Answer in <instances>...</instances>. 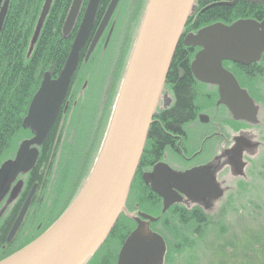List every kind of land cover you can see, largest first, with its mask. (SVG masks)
Returning a JSON list of instances; mask_svg holds the SVG:
<instances>
[{
	"label": "water",
	"instance_id": "obj_1",
	"mask_svg": "<svg viewBox=\"0 0 264 264\" xmlns=\"http://www.w3.org/2000/svg\"><path fill=\"white\" fill-rule=\"evenodd\" d=\"M82 0H72L62 25L67 36L76 20ZM261 2L262 0H245ZM117 0H112L103 18H109ZM236 2V0H234ZM229 3V4H233ZM52 3L45 0L38 27ZM8 0L0 6V31ZM98 0H89L83 18L71 43L62 69L56 77L44 72L32 96L21 126L31 137L22 139L14 157L0 166V197L19 174L33 169L43 144L62 108L78 62L79 52L88 39ZM194 0H148L136 39L132 46L123 79L115 99L105 140L97 159L79 193L63 213L40 235L0 260V264H85L106 238L122 211L130 185L144 150L154 110L161 94L172 55L181 37L186 20L194 9ZM228 4V3H227ZM98 33L90 44L84 61L93 51ZM35 41V37L32 42ZM186 44L201 49L191 62L194 77L216 85L218 102L224 104L234 119L256 122L257 107L247 90L241 88L223 61L242 65L258 62L264 53V18H240L230 24L215 22L185 37ZM31 48L29 49L30 53ZM241 174V173H237ZM151 190L162 199V212L185 196L188 200L215 199L221 190L212 182L208 168L196 167L184 173L172 172L158 163ZM21 185L19 180L14 191ZM32 190L20 208L8 234L14 236L22 224ZM137 223L125 240L116 264H162L166 251L164 239L150 230L156 217L138 212Z\"/></svg>",
	"mask_w": 264,
	"mask_h": 264
},
{
	"label": "trees",
	"instance_id": "obj_2",
	"mask_svg": "<svg viewBox=\"0 0 264 264\" xmlns=\"http://www.w3.org/2000/svg\"><path fill=\"white\" fill-rule=\"evenodd\" d=\"M4 1L0 0V5ZM44 1L8 0L6 14L0 31V162L1 159L2 162L11 159L19 142L31 135L29 129L21 126L22 120L27 113L29 102L37 91L44 72L49 71L53 78L57 76L71 47L72 40L63 38L61 29L72 0H52L42 24L38 27V20ZM254 17L256 16L252 15L250 8L244 11V7H229L226 5L212 6L200 14L202 24L212 20L230 24L240 18ZM34 37L35 41L32 42ZM30 48L31 51L28 53ZM175 55L177 56V54ZM181 60H184V57L181 56L179 61ZM92 61V58H90L86 63L79 62L71 81V87L62 106V108L65 106L67 108L64 111L61 109L48 136L41 145L40 155L32 169V176L29 182L30 185L33 182L37 184V190L29 207V213H37L48 209L50 203L52 204V200L56 202L53 203L54 205L52 204L53 206L62 203L56 210H53L54 212L50 219L46 220L44 218L46 222L39 220L40 224L36 226V230L31 233L30 237L26 238V241L22 242L15 250L4 253L0 259L31 242L63 213L79 193L97 159L107 134L115 99L118 94V84L126 61L119 63L113 80L109 83L104 100L102 98L106 89V80L102 76L103 70L98 68L99 62L93 61L95 63L88 76L82 73L85 67L91 65ZM109 63L111 66L112 63ZM172 66L167 74V79L169 80L172 78L170 73L174 69ZM255 67H258L256 71L260 73V76L247 77V81H258L263 77L264 63L256 64ZM250 71H254V69H246L247 73H250ZM97 73L99 75L95 77L94 75ZM102 79H104V82ZM85 80L87 81V88L85 89L84 98L81 101H77L75 98L76 91H73V89L80 88ZM249 84L251 83H247V88L251 91L253 97L257 101L261 100L256 93H260V90L256 89V91H253ZM188 85L187 74H185L183 80L175 84V91L178 96L177 104L166 112L172 128L178 127L180 120L191 110V92ZM74 101L76 102L74 103ZM78 108L83 113L77 122L76 134L72 138L73 141L71 140V145L67 144L68 146L66 145L65 149H63V146L64 155L60 154L59 159H56L61 135L59 121L66 113ZM74 114L76 116V113ZM149 132L150 135L154 134L155 137L157 136L155 149L158 151L164 142V137L157 129H151ZM146 158L147 152L146 147H144L130 185L125 207L128 212H132L136 208L151 211L152 216L157 218L152 223V227H155L156 231L163 236L166 242L167 251L164 264H174V257H170L173 253L180 254L184 250L183 248L189 246L188 242H186L189 241V234L196 236L198 241L201 242L203 241L202 238L205 239L206 232L210 229L214 230L213 228L216 227V230H219L221 234H213L214 237L209 244L211 248L209 264H264L263 225L258 224L255 227L248 224L243 234L228 235L227 227L220 229V223L215 220V216L206 214L200 207L187 208L174 204L165 212H162L159 200L155 199V195L150 193L143 183L141 171ZM55 159L58 161L56 181L52 177ZM258 161L261 165H264L263 154ZM50 180L52 181L50 182ZM44 198L46 200L50 199V201L48 205L42 206ZM19 209L18 206H14L8 211V229L16 218ZM29 213L27 212L26 217H28ZM218 214L222 215L223 212ZM39 228L41 229L38 230ZM133 228V220L128 217L127 213L121 212L105 240L90 260L98 259L97 264H116L120 246Z\"/></svg>",
	"mask_w": 264,
	"mask_h": 264
},
{
	"label": "flooded vegetation",
	"instance_id": "obj_3",
	"mask_svg": "<svg viewBox=\"0 0 264 264\" xmlns=\"http://www.w3.org/2000/svg\"><path fill=\"white\" fill-rule=\"evenodd\" d=\"M88 1H81L72 30L65 37L62 36L61 32L63 38H70L73 41ZM111 2L112 0H98L88 39L79 52V62L86 63L90 58L99 63L111 62L113 68L110 76H113L118 69L119 63H122L124 60L126 61L127 55L130 53L129 51L132 48L133 41L144 16L148 0H117L109 18L99 30ZM232 2L234 0H194V9L191 10L187 18L188 20H186L181 37L171 58L169 69L174 64L172 66L174 69L170 73L172 78L169 80L166 75L161 94L154 110L152 123L149 127L152 130L157 129L164 137V142L157 151L155 149L157 136L155 137L154 134L150 135L149 131L151 129L148 130L144 146L146 147L147 158L142 167V177L148 174L150 180L154 166L158 163L166 164L176 174L184 173L196 167L208 168L212 182L222 192L221 182L224 179V175H243L247 164L250 162L249 156L257 151L259 141H256L251 133L256 128L257 120L255 123H250L243 119H234L228 108L218 102L217 86L201 82L194 77L191 70V62L201 47L185 43V37L187 35L196 34L199 29L212 23L222 22L212 20L208 23H201L200 14L215 5H226L229 7L240 6L244 7V11L250 8L252 15L256 16L252 19L260 22L264 18V0L262 2L236 0L233 4H229ZM97 33L98 37L95 47L88 59L84 61L87 50ZM181 56L184 57V60L179 61ZM259 63H264V53L261 54L258 62L250 63L249 65L223 61V67L232 73L239 86L247 90L249 95L254 99L257 107L256 119L259 104L247 88L246 80L247 77L260 76V73L256 71L258 67H255ZM246 69H254V71L247 73ZM185 74H187L189 79L188 87L191 92V110L180 120L178 127L172 128L166 112L176 106L178 96L175 91V84L183 80ZM108 87L105 89V95ZM0 166H2V159ZM31 176L32 170L25 174H19L9 189L0 197V257L6 252L13 251V248L17 246V241L14 240L16 233L8 239V234L13 223H11L8 229V211L14 206L22 207L27 195L33 189L34 184L33 194L36 192L37 184L35 182L31 183V185L29 184ZM19 180L21 181V185L14 191ZM143 183L146 189L150 193H153L150 188L151 183L145 182L144 179ZM154 195L155 199L157 201L159 200L162 206L161 197L157 194ZM215 199L202 198L191 202L183 196L180 202L174 204L185 207H207ZM133 222L135 227L136 223L134 220ZM149 226H152V223Z\"/></svg>",
	"mask_w": 264,
	"mask_h": 264
},
{
	"label": "rangeland",
	"instance_id": "obj_4",
	"mask_svg": "<svg viewBox=\"0 0 264 264\" xmlns=\"http://www.w3.org/2000/svg\"><path fill=\"white\" fill-rule=\"evenodd\" d=\"M137 36V34H136ZM135 36V39H136ZM134 39V41H135ZM133 41V44H134ZM132 44V46H133ZM129 56V55H128ZM93 61H95L93 59ZM92 61V63H93ZM128 61V57L126 59V64ZM96 62V61H95ZM94 62V63H95ZM89 66L85 67L82 73H85V76L89 75L94 63ZM98 64V62H97ZM110 63H99L100 70H103L102 76L106 80L105 88L108 87L109 83L112 82L113 76L111 75V71L113 65H109ZM125 64V67H126ZM94 69V68H93ZM123 69L120 82L118 84V90L120 88L121 81L123 79V75L125 72ZM98 70V71H100ZM264 72V70H263ZM98 73L95 74V77H98ZM101 75V74H100ZM104 82V79H102ZM249 84L253 91L256 89L260 90L256 92L258 97L261 99L258 101L259 108H258V116H257V123L251 133L253 134L256 141H259V147L257 151L249 156V163L247 164V168L244 171V174L241 176L235 175H224V179L221 182L222 185V192L218 195V197L212 202L210 206L202 207L203 211L210 215L215 216V220L220 223V229L225 228L228 229L229 234H237L241 235L245 232L246 226L249 224L250 226L257 227L259 225L264 226V165H261L260 162L257 164V160L260 159L261 155L263 154L264 157V73L263 77L258 81H247L246 85ZM87 83L80 86V88L73 89L76 91L75 98L77 101H81L85 95V89ZM102 86V85H101ZM74 88V87H73ZM108 90V89H107ZM117 90V92H118ZM256 96V95H255ZM105 94L103 95L102 100H104ZM76 101H74L75 103ZM65 113V112H64ZM76 113V116L75 114ZM83 113V111H82ZM80 109H73L70 113H66L62 119L59 121V126H61V135L59 141V149L56 152V159H59L60 154L64 155L63 149H65L66 145H71L73 141V137L76 134V127L77 122L80 119L82 114ZM259 126V127H258ZM31 136V135H30ZM29 136V137H30ZM28 138V137H26ZM72 140V141H71ZM67 145V146H68ZM64 146V148H63ZM63 148V149H62ZM55 159V163L53 165V172L52 175L53 180H57V163L58 161ZM52 180H50L51 182ZM50 199L46 200L45 198L42 200V206L48 205ZM56 203L53 202L52 204ZM59 203V202H57ZM62 203V202H61ZM60 203V204H61ZM50 203L48 209L41 210L39 212H31L29 210L28 217L25 215V219L23 220L22 224L20 225L19 229L15 234L14 240L17 241V246L13 249L17 248L22 242L26 241V238L30 237L31 233L36 230V226L40 221H44V218L50 219L53 215V210L60 205L53 206ZM137 209V208H136ZM33 210V209H31ZM139 210V209H137ZM143 213L148 215H152L151 211L148 210H140ZM219 212H223V214H218ZM46 220L44 222H46ZM158 228L157 225H155ZM245 226V227H243ZM39 228L38 230H40ZM214 230L210 229L206 232V237L203 241H198V238L194 235L188 236L189 241L187 247L183 248L184 250L180 254L173 253L170 258H173L174 264H209V259H211V248L209 246L211 239L214 237L213 234L219 235V230L213 228ZM193 237V238H192ZM204 242V243H203ZM12 249V250H13ZM97 260H89L87 264H97Z\"/></svg>",
	"mask_w": 264,
	"mask_h": 264
},
{
	"label": "bare ground",
	"instance_id": "obj_5",
	"mask_svg": "<svg viewBox=\"0 0 264 264\" xmlns=\"http://www.w3.org/2000/svg\"><path fill=\"white\" fill-rule=\"evenodd\" d=\"M263 1V0H262ZM261 1V2H262ZM5 2V1H4ZM3 5V4H2ZM1 6V5H0ZM7 10V9H6ZM6 14V13H5ZM5 17V16H4ZM223 23V22H222ZM225 24V23H224ZM72 78H73V76H72ZM71 81H72V79H71ZM85 83H87V81L85 80L84 81V83L83 84H85ZM69 87H71V83H70V86ZM69 91V90H68ZM68 93V92H67ZM249 94V93H248ZM251 97V96H250ZM66 98V97H65ZM252 98V97H251ZM253 99V98H252ZM254 100V99H253ZM63 106V105H62ZM67 107L65 106L64 108H61L63 111L66 109ZM61 111V110H60ZM60 113V112H59ZM59 115V114H58ZM31 132V131H30ZM31 135H32V133H31ZM25 139V138H24ZM41 147V146H40ZM40 147H39V154H38V157H39V155H40ZM16 151V150H15ZM14 154H15V152H14ZM13 157H14V155H13ZM38 157H37V160H38ZM37 160H36V162H37ZM143 178V177H142ZM34 187H35V184H34V186H33V189H32V195H31V198H30V201H29V204H28V209H29V207L31 206V204H32V201H33V199H34V196H35V193L33 194V190H34ZM19 188V187H18ZM17 188V189H18ZM31 192V191H30ZM29 192V193H30ZM154 193V192H153ZM154 194H156V193H154ZM29 195V194H28ZM28 195H27V197H28ZM26 197V198H27ZM26 200V199H25ZM196 200H198V199H196ZM196 200H194V201H191V202H195ZM25 202V201H24ZM193 207H200V206H193ZM187 208H191V207H187ZM200 208H202V207H200ZM203 209V208H202ZM138 212H141L140 210H137V209H135L134 211H132V212H128L127 213V215H128V217H130L131 219H133L134 220V218L133 217H135V216H137V213ZM15 220V219H14ZM135 221V220H134ZM136 223V222H135ZM137 224V223H136ZM149 228H150V230H152V231H155V232H157L158 233V231H156V229H155V227H152V226H149ZM158 234H160V233H158ZM161 235V234H160ZM162 236V235H161ZM162 238H163V236H162ZM164 239V238H163ZM105 240V239H104ZM103 240V241H104ZM103 241L101 242V244L103 243ZM164 242H165V240H164ZM101 244L99 245V247L101 246ZM165 245H166V242H165ZM99 247L96 249V251L99 249ZM166 251H167V246H166ZM166 251H165V254H166ZM117 260V259H116ZM166 260H165V255H164V258H163V263L162 264H164V262H165Z\"/></svg>",
	"mask_w": 264,
	"mask_h": 264
}]
</instances>
